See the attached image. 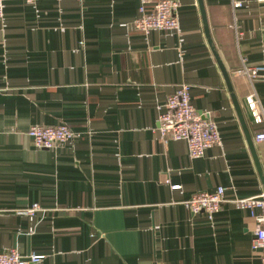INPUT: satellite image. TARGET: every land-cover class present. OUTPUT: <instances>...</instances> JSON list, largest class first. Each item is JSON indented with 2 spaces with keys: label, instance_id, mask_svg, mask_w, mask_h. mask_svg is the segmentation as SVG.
<instances>
[{
  "label": "crops",
  "instance_id": "0c3cea01",
  "mask_svg": "<svg viewBox=\"0 0 264 264\" xmlns=\"http://www.w3.org/2000/svg\"><path fill=\"white\" fill-rule=\"evenodd\" d=\"M143 1L6 0L0 253H35L45 257L39 264H261L257 222L235 201L264 194V144L254 140L261 126L246 105L252 87L237 74L241 58L264 66V3L241 0L234 10L230 0H202L208 33L200 1L176 0L179 30L145 34L131 26ZM146 1L150 10L160 0ZM184 84L221 138L200 159L157 132L161 107ZM254 88L264 105V77ZM60 124L80 137L42 150L28 136L33 126ZM219 187L226 202L213 218L186 208ZM35 205L36 224L20 215Z\"/></svg>",
  "mask_w": 264,
  "mask_h": 264
},
{
  "label": "built area",
  "instance_id": "2783aa9c",
  "mask_svg": "<svg viewBox=\"0 0 264 264\" xmlns=\"http://www.w3.org/2000/svg\"><path fill=\"white\" fill-rule=\"evenodd\" d=\"M21 1L26 4H34L39 0ZM230 1L234 10L242 8L244 5L241 0ZM257 1L264 3V0ZM5 2L6 0H0V21H3L5 16ZM179 9L180 3L176 0H160L149 10V4L145 0L140 5L138 16L131 26L134 30L145 34H150L153 31H178L180 28ZM123 26L127 27L128 25L124 24ZM236 33L237 39H239L237 28ZM241 62V68L237 74L245 78L252 87L246 97V105L254 123L261 126V130L255 135L254 140L258 144H264V105L254 88L255 81L264 77V66L251 67L245 58H241ZM157 132L164 145H168L171 141H185L192 159L204 157L207 150L221 143L213 114L209 111H198L193 106L191 88L186 84L180 86L161 107ZM28 136L33 140L36 148L53 150L63 144L73 142L80 137V134L68 125L60 124L48 127L33 126L28 131ZM166 183L170 184V180H167ZM172 188L179 187L173 186ZM225 194L224 187H219L215 192H199L186 201L185 206L192 215L205 213L211 219L221 211L222 205L226 202ZM235 204L238 208L250 210L251 216L257 222L253 248L260 253L261 264H264V194L258 197L237 199ZM41 212V208L35 205L27 211L20 212V215L29 217L36 224L40 219ZM35 224L30 230L32 235L35 233ZM44 258V256L35 253L22 256L17 249H11L8 252L0 253V264H39Z\"/></svg>",
  "mask_w": 264,
  "mask_h": 264
},
{
  "label": "water",
  "instance_id": "95a60500",
  "mask_svg": "<svg viewBox=\"0 0 264 264\" xmlns=\"http://www.w3.org/2000/svg\"><path fill=\"white\" fill-rule=\"evenodd\" d=\"M199 1H200L201 9H202V11H203V15H204V17H205L204 20H205V24H206V29H207V32L209 33L208 25H207V21H206V16H205V11H204V6H203V2H202V0H199ZM209 40H210V43H211V47H212V49H213V52H214V54H215V56H216V59H217L219 65H220V67H221V69H222V72H223L224 77H225V79H226V82H227V84H228V87H229V90H230V93H231L232 99H233V101H234L235 107H236V109H237V111H238V115H239V117H240V120H241V122H242V124H243V126H244V128H245L246 133H247L248 141H249L250 147H251V149H252V152H253V154H254L256 164H257L258 168L260 169V164H259V162H258V158H257L256 153H255L254 144H253V142H252V140H251V137H250V134H249V132H248V129H247V126H246V123H245L244 117H243V113H242L241 107H240V105H239V103H238V101H237V98H236V96H235V93H234V90H233V87H232V84H231V81H230L229 75H228V73H227L225 67L223 66V63H222V61H221V59H220V57H219V55H218V53H217V50H216L214 44L212 43V41H211V39H210V36H209Z\"/></svg>",
  "mask_w": 264,
  "mask_h": 264
}]
</instances>
